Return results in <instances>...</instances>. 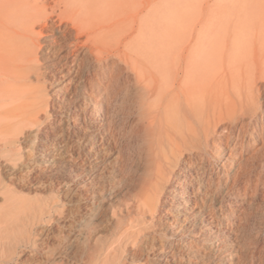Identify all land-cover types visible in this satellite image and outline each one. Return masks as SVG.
I'll use <instances>...</instances> for the list:
<instances>
[{"label":"rangeland","instance_id":"rangeland-1","mask_svg":"<svg viewBox=\"0 0 264 264\" xmlns=\"http://www.w3.org/2000/svg\"><path fill=\"white\" fill-rule=\"evenodd\" d=\"M54 1L0 0V264H100L108 251L107 264H264V183L244 182L264 181L259 136L250 128L259 155L221 165L167 119L178 101L145 58L200 52L196 35L170 33L223 0H180L181 16L169 0H75L96 13L83 19ZM75 161L105 168L107 192L88 195ZM161 190L201 199L234 249L213 245L202 216L189 241L172 235Z\"/></svg>","mask_w":264,"mask_h":264},{"label":"bare ground","instance_id":"bare-ground-1","mask_svg":"<svg viewBox=\"0 0 264 264\" xmlns=\"http://www.w3.org/2000/svg\"><path fill=\"white\" fill-rule=\"evenodd\" d=\"M73 1L75 0H55L54 3L62 5L65 10H75ZM179 1L169 0L167 4L176 15L181 16L183 9L179 7ZM258 1L223 0L222 8L214 16L205 17L202 13H196L192 27L184 28L179 25L178 31L170 33L175 37L179 32L187 41H191L196 35V40L202 47L200 52L183 50L178 57L156 56L151 53L145 55L149 62L155 63L151 73L161 79V88L173 92L178 101L165 109L167 119L170 116L178 120L177 115H180L179 118L186 124V134L196 143H203L206 147L215 146L213 152L218 162L224 166H235L239 160H248L251 155L261 153V146L252 145L247 140L250 128L264 145V15L260 22V17L255 12V3ZM38 6L44 7V3H39ZM88 10V13L75 10L74 16L81 19L95 18L93 8ZM188 11L189 9L186 13ZM7 95L3 96L8 98ZM0 97L3 98L1 95ZM183 139L187 141L186 138ZM85 168V164L75 161L69 165L68 170L73 175H84L87 184H83V187L88 195L94 196L105 190L107 192L105 178L108 177L105 174L108 173L105 168H89V174ZM259 176L255 178L261 180ZM244 182L253 184L252 186L264 183ZM158 200H169V208H165V212L166 223L172 235L189 241V237H195L198 231L194 228L193 221L202 216L207 225L206 235L209 239L216 240L213 245L216 248L234 249L236 243L230 237L229 229L220 223L215 212L206 213L202 210L204 203L201 199L182 193H175L169 199L161 190ZM209 245L212 246V243ZM109 253L108 251V256L106 254L99 257L98 262H110Z\"/></svg>","mask_w":264,"mask_h":264}]
</instances>
